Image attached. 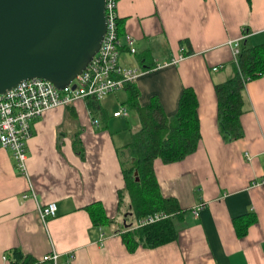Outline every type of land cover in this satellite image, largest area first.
Here are the masks:
<instances>
[{"label":"crops","instance_id":"obj_1","mask_svg":"<svg viewBox=\"0 0 264 264\" xmlns=\"http://www.w3.org/2000/svg\"><path fill=\"white\" fill-rule=\"evenodd\" d=\"M115 12L121 19L118 63L139 70L133 81L138 103L145 105L154 95L170 118L182 87H191L197 99L196 149L175 162H152L161 195L173 197L184 211L176 216L177 237L133 252L121 242L119 234L136 227L138 219L130 220L125 194L118 204L124 181L117 150L129 139L123 133L129 128L128 110L112 116L124 108L125 92L119 89L112 93L123 94L119 107L108 110L101 102L106 96L98 100L104 121L89 117L85 99L34 119L24 147L26 175L0 147V264H9L6 253L12 248L32 256L34 264H49L41 258L51 251L57 253L56 264H264V189L250 185L264 164V75L245 83L242 135L235 140L221 136L213 90L233 74L228 41L264 42V0H116ZM185 39L189 46L179 44ZM139 55L153 66L141 70ZM130 113L136 120L131 130L138 120ZM50 202L56 214L42 223L37 207ZM93 202L102 205L107 218L125 206L121 224L94 226L84 209ZM246 214L254 221L236 236L233 219Z\"/></svg>","mask_w":264,"mask_h":264},{"label":"trees","instance_id":"obj_2","mask_svg":"<svg viewBox=\"0 0 264 264\" xmlns=\"http://www.w3.org/2000/svg\"><path fill=\"white\" fill-rule=\"evenodd\" d=\"M250 0H246L249 2ZM121 19L116 18V31L119 35ZM179 44L189 46V42L181 40ZM190 48V47H189ZM190 49H187V53ZM141 70L153 66L146 55L137 57ZM264 75V42L246 46L241 45L237 55V66L233 65V74L223 82L213 86L216 98V121L221 136L225 140L241 137L242 127L239 121L243 113V90L245 83ZM125 99L121 102L128 112L136 115L138 126L128 128L129 139L123 150H117L119 167L124 186L118 192V204L123 194L128 197L127 214L132 221H137L153 213L161 212L167 216L150 224L129 228L121 232L120 239L128 252L137 247L154 248L177 237L176 216L184 212L173 197H163L159 191L153 173L152 162L159 159L162 163L175 162L192 153L198 144L199 119L197 99L191 87H182L176 110L168 118L163 113L156 96L152 95L148 103H138V90L133 81L122 86ZM86 106L101 121L107 119L106 111L98 100L85 99ZM136 172V175L133 172ZM137 177V180H135ZM94 226H103L108 221L102 205L93 202L84 207ZM254 221L248 214L234 218L233 228L236 236H243L249 224ZM131 223V224H132ZM9 264H34L35 259L12 248L6 253Z\"/></svg>","mask_w":264,"mask_h":264},{"label":"water","instance_id":"obj_3","mask_svg":"<svg viewBox=\"0 0 264 264\" xmlns=\"http://www.w3.org/2000/svg\"><path fill=\"white\" fill-rule=\"evenodd\" d=\"M105 2L0 0V92L30 78L66 86L100 47Z\"/></svg>","mask_w":264,"mask_h":264},{"label":"built area","instance_id":"obj_4","mask_svg":"<svg viewBox=\"0 0 264 264\" xmlns=\"http://www.w3.org/2000/svg\"><path fill=\"white\" fill-rule=\"evenodd\" d=\"M115 1L106 0L104 15L106 21L105 33L100 47L92 56L85 68L75 75L66 86L61 89L54 87L49 81L41 78L23 80L14 87L0 92V147L10 151L17 171L26 175L25 171V142L31 135V122L40 117L42 113L58 106H65L78 99L101 98L122 89L125 82L134 81L139 70L121 67L118 63L120 41L116 31ZM241 37L228 41L231 49L232 62L237 66V55L240 51ZM130 37H125V45L129 52H134ZM182 55L174 57L171 62H177ZM220 66L213 67L217 70ZM73 85V87H72ZM125 108L121 107L112 113V116L125 115ZM247 159L250 157L245 155ZM250 185L261 186L264 189V164L259 177L251 180ZM22 197H26L23 194ZM200 205L193 207L192 213L196 215ZM56 205L53 202L37 207L39 220L44 223L46 219L54 217ZM166 214L153 213L139 219L136 227L158 221ZM43 262L56 264L57 253L51 251L41 258Z\"/></svg>","mask_w":264,"mask_h":264},{"label":"rangeland","instance_id":"obj_5","mask_svg":"<svg viewBox=\"0 0 264 264\" xmlns=\"http://www.w3.org/2000/svg\"><path fill=\"white\" fill-rule=\"evenodd\" d=\"M122 98H123V94L121 92H117L116 94H110V95L106 96V98H103V100L101 102H103L105 100L104 102H106V103L103 102V104L105 105V107L108 110H111L113 108L119 107V102H120V100H122ZM89 117L91 119H94V118H96V115L93 112H91V114L89 113ZM126 121H127L126 126H129V128H132L136 120L133 118V115L130 112H128V117L126 118ZM71 130H76V129L72 128ZM123 133L125 135H127L125 138V140H127L128 139V131H126V132L123 131ZM124 210H125V206L124 207L121 206L120 210L115 211L113 213L112 217H110V218L108 217V221L106 222L104 227L110 229L115 225H120L122 222V219H123V214H124V213H122V211H124Z\"/></svg>","mask_w":264,"mask_h":264}]
</instances>
